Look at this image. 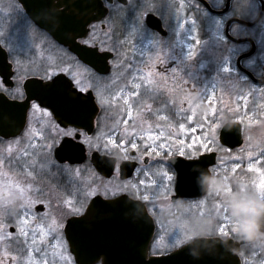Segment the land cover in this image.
I'll return each instance as SVG.
<instances>
[{"label": "snow or ice", "instance_id": "obj_1", "mask_svg": "<svg viewBox=\"0 0 264 264\" xmlns=\"http://www.w3.org/2000/svg\"><path fill=\"white\" fill-rule=\"evenodd\" d=\"M117 31L114 26L104 24L97 30L90 22L83 35L74 41L104 62L103 74L88 60L68 52L63 42L48 41L37 45L35 54L28 60L16 62L13 84L7 85L0 78V99L13 101L0 104V186L14 176L16 180L24 179L29 195L33 190L38 194L31 206L20 213L22 223L12 221L5 225L0 221V233L7 227V235L0 234V243L7 240L15 248L14 255L0 254V264H81L72 251L77 228L83 223L79 217L84 214L85 204L95 208L107 199L106 195L95 199L98 193L93 187L94 177L104 171L99 155L101 149H130L135 154L144 144L146 153L152 143L159 146L164 138V129L149 123L151 113L144 115L147 111L144 101L150 97L145 84L152 86L159 82L160 67L145 60L137 63L132 36H117ZM224 39L226 41V37ZM104 53L108 55H102ZM22 66L28 69L24 73L20 71ZM29 73L38 78L41 87L52 92L56 106L37 98L28 99L26 105L23 103ZM244 107L246 109L247 105ZM85 110L90 113L89 131L95 129L92 134L84 131V125L73 122ZM61 111L67 114V122L60 118ZM38 113L46 119L37 121ZM109 120L114 127L106 132ZM13 127L19 131L4 135L6 129ZM102 136L104 140L100 143ZM64 138L79 140L86 152H95V167L82 169L77 162L63 159ZM228 140L227 135L222 137L227 151L231 152L233 146ZM204 151L210 148L205 147ZM260 156L264 153L249 159L248 173L264 168V159ZM235 163L242 161L236 158ZM118 171V168H109L107 175L112 177ZM139 174L137 169H129L131 177ZM139 183L144 184V181ZM93 264H103L99 254L94 255Z\"/></svg>", "mask_w": 264, "mask_h": 264}, {"label": "flooded vegetation", "instance_id": "obj_2", "mask_svg": "<svg viewBox=\"0 0 264 264\" xmlns=\"http://www.w3.org/2000/svg\"><path fill=\"white\" fill-rule=\"evenodd\" d=\"M101 1L105 7L108 8V14L101 21L92 22L91 24L93 28L99 30L100 24L107 25L106 22L111 18H113L116 24H121L123 21L128 20L131 21L137 14L143 12L144 22H142V25L144 26L146 34L138 36L137 39L135 38L136 42L141 43L143 40L147 39L145 37L154 39L156 42L161 41V44H158L157 50L150 49L143 51L136 49L135 53L137 57V63H139L141 60H145L149 63L154 62L160 67V72L158 74L159 82L153 84L152 86H147L151 94L149 99L145 100L147 104V111L144 113V115L147 116L148 113H151L152 120L149 122L158 121L160 118L164 117L166 120H172L178 123L186 121V118L190 117V113L192 111L190 108L194 107L203 100L200 98V96L204 95L205 97L206 95L205 91L202 89L204 84H206L208 80H212L214 76L216 77V80L218 77L224 76L223 78L226 88L227 104L223 110V112L225 111L226 113L219 115V117L222 116L221 119L225 120L226 123L238 122L229 118V66H232V68L234 67L233 61L229 58L233 55L231 48L235 45L242 46L244 48L243 52L237 55L235 61L237 71L242 77H247V80L244 79L247 85L261 89L264 88V82H257L258 80H262L264 78V15L260 22L255 26L250 27L240 24H234L231 26L230 33L232 37L237 39H247L248 41L237 44L229 40V20L236 17L247 22H254L262 11L264 0L240 1L241 5L251 4L255 5L256 9H258L256 13L255 11H252L246 16L235 11L236 9H234V4L237 0H233L230 8L228 5L226 14L221 16L226 17V21L224 23V33L220 35L218 39V36L216 39H214L215 44L212 45L213 47H211L208 42V40L212 38L211 35L204 34L203 36L200 34L195 35L185 33V30L189 26L190 28L196 27L197 29H200L202 28V24H206V20H204L203 17L204 12L212 15L201 1L125 0V3L121 2L120 0ZM186 1H190L192 4L190 8L188 7L187 13L191 22L192 20H195L194 26L192 23L187 25L185 22L186 18H180L176 16ZM205 1L214 10L224 9L228 2V0H224L222 5L216 6L212 0ZM57 3L58 1L55 0V6ZM28 4H32L33 6L40 5L38 2H30ZM150 7H153V9H150ZM241 8L242 7H240L239 10H243ZM52 11L57 12V7H53ZM42 14L45 15L47 13L43 12ZM230 14H232V16L229 18ZM149 15L155 16L160 21L161 30L164 33L149 25L147 21V17ZM0 24L2 25L3 29H5V33H3L2 36L0 35V52H4L6 54L8 64L4 68L3 75L0 74V78L4 79L7 85H11L15 82V65L17 61L24 62L28 60L35 54L36 46L42 42L58 41L48 31L37 25L35 20L27 13L23 3H21L19 0H0ZM227 28L228 34L225 33ZM179 29L181 30L180 34L178 33ZM225 37L226 41L224 39ZM208 46H210L212 49H209ZM253 46H255V52L251 56L244 58L241 61L243 70H240L237 62L238 58L241 55L248 54L252 50ZM65 48L68 52L74 54L68 47L65 46ZM217 55H219L218 60ZM202 64H206L204 69H202ZM27 70L28 69L23 66L20 68L22 73L26 72ZM224 70H226V74L222 75ZM219 71H221V73H219ZM31 75L32 73H29L25 81L27 93L23 101L25 105L27 104L28 99L36 98L38 95L39 88H37L36 85H30L33 84L30 83V81H34L35 84V82L38 81V78H34ZM216 96L217 93H215V97ZM16 99H20V97H16ZM8 102L13 103L11 99H9ZM198 109L202 110V107H198ZM22 111L23 109L20 111L21 114ZM215 116L216 115H214V118L211 120V124L208 125L209 130H211L213 124L217 122ZM43 119H46V117H43L39 113L36 114L37 121ZM109 122L110 120L108 123ZM241 125L244 145L245 135L243 131V124ZM110 126L111 125L108 124V127L105 128L104 131H111L112 127ZM15 128L16 127L6 129L4 135L10 136L12 135L10 133L19 131ZM220 131L218 135V143L215 141H210L211 146L208 147L210 148V151H202L194 156H186L182 151L180 152L179 146H174L171 151L168 149L161 153H157V151H154L151 148H148L147 152L145 153V147H141L140 151L135 154H133L130 149L128 151H125L124 149L104 151L101 149L99 153L100 157L114 159V168H118L119 171L110 178H106L101 173L94 177L95 184L93 187L97 190V197L106 195L107 199H113L126 195L134 200L143 202L155 220L156 217H160L162 214L167 212V210H165V208L161 205V202L167 201L168 197H170L169 199L172 204L188 202L197 203L208 200L210 186L214 179L225 174L229 182V155L236 151V149H232L231 152H228L227 148L220 143ZM92 132H95V129H93ZM92 132L89 134H92ZM100 142L103 143V140ZM64 144L67 145L64 149V152H73L76 150V148L84 150L85 159L82 163H78L82 169L85 167H95L93 158L96 153L86 152L85 146L82 145L79 140L64 138L62 140V145ZM181 153H183V156H181ZM205 154H215L216 157L215 164L209 169L211 178L207 188V194L203 198L199 199L176 198L175 182L177 173L170 160L173 158L193 160L198 159L201 155ZM146 157L148 158L147 164H145ZM131 168L137 169L140 174L135 178L129 176L128 178L123 179L122 175L129 174V169ZM156 170H159L160 173H165L168 175V177H171L172 193L168 195V197H148L147 193L142 188L139 186L137 187V180L141 179L143 176L146 178H152ZM96 171L99 172L98 169H96ZM112 180L117 183V187H115L114 190L106 189L105 183ZM122 184L127 185L123 188ZM113 193H115V195H113ZM37 195L38 194L34 190L32 191L31 195H29V187L27 184H25L23 178L16 180L14 176L9 177L7 182L0 186V221H3L5 225L12 221H18L22 223L23 221L22 217H20V213L25 207L31 206V203L36 199ZM88 206L89 204L84 205L85 211L87 210ZM68 219H71V216H69ZM0 234L6 236L7 227H4L2 233ZM251 235H256V241L259 239V237H264V235L260 234ZM247 237L238 236L235 232L226 238L241 241ZM154 240L152 246L154 244ZM250 245L251 244L242 245L238 253L243 264H247L246 262L250 254ZM0 250H2L0 251V254H4L5 252L9 255L15 254L14 246L9 245L7 240L0 243ZM150 254L158 255L153 253L152 249Z\"/></svg>", "mask_w": 264, "mask_h": 264}, {"label": "rangeland", "instance_id": "obj_3", "mask_svg": "<svg viewBox=\"0 0 264 264\" xmlns=\"http://www.w3.org/2000/svg\"><path fill=\"white\" fill-rule=\"evenodd\" d=\"M240 1L243 0H237L234 4V9L238 13L246 16L252 11H255V13L258 11L255 5H241ZM212 2L214 5L220 6L224 3V0H212ZM191 6L190 1H186L176 15L180 18H186L187 25L192 23L187 13L188 7ZM240 7L243 10H239ZM150 9H153V7H150ZM143 14L141 12L133 20L123 21L121 24H116L111 18L108 19L106 24L114 26L118 30L117 36H132L136 49L143 51L157 50L161 41L156 42L154 39L145 37L147 39L141 43L136 42L138 36L146 34L142 25V22H144ZM231 16L232 14L229 15V18ZM203 17L206 24H202V28H190L189 26L185 33L211 35L212 38L208 42L213 47L212 45L215 44L214 39L217 36L218 39L224 33L226 17L209 15L206 12L203 13ZM3 33H5V29L0 24V35L2 36ZM178 33H181L180 29ZM210 46H208L209 49H212ZM243 49L242 46H233L231 48L233 55L229 58L234 65L233 68L229 66V118L243 124L245 135L244 145L229 155V182L224 174L212 181L208 200L179 204H172L170 197H168L172 193V182L171 177H168L165 173L162 174L159 170H156L152 178L143 176L136 182L137 187L142 188L148 197H168L167 201L161 202L167 212L160 217H156L157 233L152 246L153 253L161 254L171 251L196 237L218 236L226 238L235 232L238 236L243 237L259 234L256 221L264 212V168H258L254 174L248 173L247 169L251 167L249 164L251 157L264 153V88L247 85L244 77L237 71L235 61L237 55L242 53ZM218 59L219 55H217ZM205 66L206 64H202V69ZM225 72L226 70L223 71L222 75L226 74ZM223 77L220 76L216 80L214 76L212 80H208L204 84L202 89L206 95L205 97L204 95L200 96L203 100L190 108L192 111L186 121L178 123L166 120L164 117L158 121L149 122L155 123L164 129L162 132L164 138L159 142V146L152 143L149 148L161 153L168 149L171 151L174 146H179L180 152L182 151L186 156H194L204 151L205 147L211 146L210 141L218 143L219 131L226 123L225 120L221 119L222 116L219 117V115L226 113L223 110L227 104ZM147 86L149 85L146 83L145 87ZM149 93L151 94L150 90ZM215 93H217L216 97ZM144 103L146 104V101ZM245 105H247L246 109ZM198 107H202V110ZM214 115H216L217 122L209 130L208 125L211 124ZM161 121H164L165 124L161 125ZM108 124L111 125L110 127H114L111 120ZM172 125H175V127H172ZM181 129H186V131ZM119 130L122 131V128ZM101 140H104L103 136ZM201 142H204V147H201ZM141 147H145V145L142 144ZM111 150L113 149L108 151ZM236 158H239L242 163H235ZM260 159H264V156H260ZM255 163L259 164V160H256ZM237 169H243V171H237ZM140 180H143L144 184H140ZM105 184L106 189L114 190L117 187L114 180ZM126 185L122 184L123 188ZM249 251L247 264H264V237H259L257 241L252 243Z\"/></svg>", "mask_w": 264, "mask_h": 264}, {"label": "water", "instance_id": "obj_4", "mask_svg": "<svg viewBox=\"0 0 264 264\" xmlns=\"http://www.w3.org/2000/svg\"><path fill=\"white\" fill-rule=\"evenodd\" d=\"M19 1L23 3L27 13L35 20L38 26L48 31L58 42H63V45L68 47L75 55L94 64L100 69L102 74L105 73L106 66L102 60L91 56L90 49L86 50L74 43L78 37L83 35L90 22L101 21L107 16L108 8L105 7L101 0H57L56 6L54 4L55 0ZM120 1L125 3V0ZM198 1H201L212 14L225 15L228 5L230 8L233 0H228L226 7L222 10L212 9L205 0ZM30 2H38L40 5L33 6L28 4ZM53 7H57L58 11L53 12ZM43 12L47 14L43 15ZM263 15L264 4L260 15L254 22H247L239 18L230 19L229 40L234 43L248 41L247 39L232 37L230 35L231 26L233 24L255 26L263 18ZM147 21L151 27L162 31L161 23L155 16L149 15ZM225 33L228 34V28ZM254 52L255 46L248 54L241 55L238 58L237 62L240 70H243L241 61L251 56ZM102 55L108 54L104 53ZM7 65L6 54L0 52L1 75H3L4 68ZM257 82L263 83L264 78ZM30 83H33L30 85H36L39 88L36 97L38 100L56 106L55 97L51 91L41 87L38 81L35 84L34 81H30ZM3 102L4 104L12 103L0 99V104H3ZM21 110L22 108L19 112ZM89 115L90 113L85 110L73 122L84 125V131L91 133L88 125ZM60 118L64 122L69 119L63 111L60 112ZM15 129L19 130L18 128ZM225 135L229 137L228 144L233 146L232 149L243 145L242 126L240 123L229 122L223 126L220 132V142L223 146L225 145L222 142V137ZM66 146V144L62 145L61 157L63 159L77 163L84 161V150L76 148L73 152H64ZM100 159L104 162V171L101 174L106 178H110L107 175V170L114 168L115 160L107 157H100ZM215 160V154L201 155L198 159L193 160L184 158L171 159L170 162L177 173L175 183L177 197L188 199L203 197L207 192L211 177L209 169L215 164ZM93 163L95 165L94 158ZM129 176V174L122 175V178L125 179ZM95 199L99 200L100 196ZM89 209H91V212H89ZM79 219L83 223L77 228V241L73 245L72 251L76 253L77 260L81 264H93L94 255L97 254L102 257L103 264H242L238 256L241 246L255 241V236L240 242L220 237H197L168 253L151 255V245L156 231L155 220L144 203L126 195L105 199L95 208H92L89 204L87 210ZM257 229L264 234V214L257 221Z\"/></svg>", "mask_w": 264, "mask_h": 264}]
</instances>
